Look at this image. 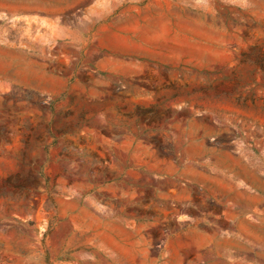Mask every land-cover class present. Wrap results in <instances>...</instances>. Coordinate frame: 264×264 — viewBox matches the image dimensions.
Listing matches in <instances>:
<instances>
[{
    "label": "rangeland",
    "instance_id": "374dc122",
    "mask_svg": "<svg viewBox=\"0 0 264 264\" xmlns=\"http://www.w3.org/2000/svg\"><path fill=\"white\" fill-rule=\"evenodd\" d=\"M111 19L105 40L0 57V264H175L159 245L206 228L211 179L238 173L254 190L217 187L216 210L254 227L218 229L248 248L206 258L264 264V0L128 1Z\"/></svg>",
    "mask_w": 264,
    "mask_h": 264
},
{
    "label": "crops",
    "instance_id": "0c3cea01",
    "mask_svg": "<svg viewBox=\"0 0 264 264\" xmlns=\"http://www.w3.org/2000/svg\"><path fill=\"white\" fill-rule=\"evenodd\" d=\"M128 1L144 0H0V57H27V50L55 46L64 40L75 45L81 40H87L90 32L99 33L96 37L101 41L105 40L115 24L112 22V15ZM223 175L222 173L221 176ZM211 180L216 183L215 196L212 199L214 206H210L206 214L207 218H211V221L206 223V228L196 227L179 231L169 235L162 247L159 245V254L177 257L175 264H213L206 257L228 256L235 250L240 252L248 248L246 242H237L239 234L237 238H227L224 237L225 232L218 229V224L225 220L229 224H241L247 228L254 225L247 220L246 215H242L245 212L233 211L226 216L223 210H216L218 206L220 209L224 206L223 199L218 198V195H223L224 192L217 187L237 184L239 188L254 190L257 183L255 174L238 173L231 179H225L223 176L213 177ZM230 192L227 200L235 207H242L244 199L250 197L240 189ZM251 197L255 199V195ZM167 198L177 203L190 200L185 189L179 190L175 195L169 194ZM248 208L254 209L255 206ZM188 216L191 217V214L178 217L177 222L185 223ZM200 249L203 252L199 251ZM194 254L197 258L190 260L189 257ZM215 264L226 263L221 258L219 263Z\"/></svg>",
    "mask_w": 264,
    "mask_h": 264
}]
</instances>
